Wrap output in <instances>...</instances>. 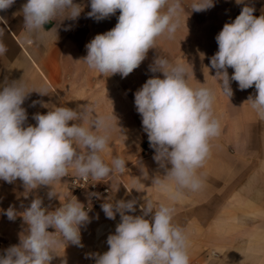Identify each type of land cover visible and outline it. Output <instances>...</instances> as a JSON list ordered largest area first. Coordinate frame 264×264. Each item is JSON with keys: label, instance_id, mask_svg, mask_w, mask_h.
Returning <instances> with one entry per match:
<instances>
[{"label": "clouds", "instance_id": "obj_1", "mask_svg": "<svg viewBox=\"0 0 264 264\" xmlns=\"http://www.w3.org/2000/svg\"><path fill=\"white\" fill-rule=\"evenodd\" d=\"M15 2L0 0V11ZM212 7L214 0H193L190 5L193 12ZM90 8L87 16L96 21L115 15L117 10L120 14L111 30L86 44L87 55L82 61L103 76L120 74L122 78L140 66L157 38H174L184 12L181 0H90ZM82 10L74 0H27L21 6L24 42L43 39L48 34L46 24L58 16L76 20ZM254 11V7L244 6L234 21L223 25L215 37L218 51L210 58V65L221 91L229 98L233 95L232 81L239 90L254 86L256 95H250L246 102L264 119V14L256 17ZM3 35L0 29V56L8 51ZM229 68L234 70L231 77ZM150 71L162 73L163 78L147 79L134 93V104L154 149L153 159L164 170V175L152 178V186L175 202L185 190L197 192L203 186L198 170L210 157L211 141L221 131L213 109L215 93L201 83L191 86L183 64L158 57ZM33 91L21 80L6 81L0 90V180L13 183L19 179L30 191L52 186L70 169L85 181L91 177L97 182L126 171L122 157H114L111 164L102 157L110 140L112 116L96 115L95 108L88 105L80 106L79 111L52 106L47 114H34V126L26 125L28 115L22 105ZM47 91L43 87L36 92L47 95ZM36 103L33 101V106ZM70 121L81 123L70 125ZM54 195L53 191L48 193L49 198ZM42 203L36 197L23 212L12 206L6 210L9 220L19 215L28 227L26 234L20 235V243L0 255V264H51L61 244L82 246L80 229L90 223L89 209L76 198L55 211H48ZM136 205V199L101 204L105 216L114 220L118 213L120 223L107 237L108 250L93 255L95 264H190L188 236L174 223V204L144 198L142 214H128L135 213Z\"/></svg>", "mask_w": 264, "mask_h": 264}, {"label": "crops", "instance_id": "obj_2", "mask_svg": "<svg viewBox=\"0 0 264 264\" xmlns=\"http://www.w3.org/2000/svg\"><path fill=\"white\" fill-rule=\"evenodd\" d=\"M26 2L16 0L12 7L0 11L2 40L8 48L7 53L0 56V90L6 81L20 80L29 91L35 90L22 105L28 115L26 125L34 126V114H47L52 106L79 111L80 106L88 105L95 108L96 115L112 116L110 140L102 157L108 164L114 157H122L126 161V171L101 181L109 191L98 202H92L87 192L70 194L64 179L30 191L19 179L13 183L0 180V255L10 246L18 245L20 235L26 234L28 227L19 215L14 221L8 219L5 212L10 206L18 213L23 212L39 197L42 207L55 211L76 198L89 209L90 223L80 229L82 246L70 242L61 244L51 264H95L93 255L108 250L107 237L115 233L120 223L119 214L114 220L108 219L101 204L106 200L136 199L135 213L128 214L141 215L140 205L146 198L155 203L174 204V223L182 226L188 236L190 264H264V248L243 245L250 237L246 235L247 221L264 223V121L257 116L255 123H247L239 111L237 119H231L230 98L221 91L214 77L215 69L200 71L191 65L198 56L163 55L161 58L171 64L184 65L191 86L203 84L213 90L214 115L221 125L220 135L211 141L210 157L198 170L203 179L202 188L197 192L185 190L177 201H169L166 194L152 186V178L164 175V170L154 161V154L141 156L147 133L136 111L134 93L148 79L142 66L122 78L120 74L103 76L82 61L87 55L86 44L94 38L96 30L94 19L87 16L91 11L90 0H74L83 7L76 20L58 16L44 26L48 34L43 39L25 43L21 6ZM233 71L228 70L230 77ZM157 76L163 78L160 72ZM236 84L232 81L231 88L233 95L240 98ZM43 87L47 88V95L36 92ZM243 92L241 90V95ZM33 101L37 102L35 106ZM42 103L48 107H43ZM72 123L81 121L69 122ZM247 127L249 133L256 127L253 148L247 146ZM248 161H253L254 167L247 172ZM69 172L75 173L71 169ZM50 191L55 193L52 198L48 196ZM48 231L55 232V229Z\"/></svg>", "mask_w": 264, "mask_h": 264}, {"label": "rangeland", "instance_id": "obj_3", "mask_svg": "<svg viewBox=\"0 0 264 264\" xmlns=\"http://www.w3.org/2000/svg\"><path fill=\"white\" fill-rule=\"evenodd\" d=\"M181 3L184 12L181 16L180 27L175 33L174 38H157L154 48L149 49L145 60L138 67L141 68L142 66L146 72L144 73L145 77L148 79L158 75V72L153 73L150 71V66L154 64L156 58L162 57L163 55H195L198 57L191 65L197 66L200 71L212 70L210 58L218 51L215 37L222 30L223 25L226 22L234 21L244 6L254 7L255 11L253 15L256 17L264 14V0H243V2L239 4L236 0H214V7L202 12L191 11L190 5L193 3V0H181ZM119 14V10H117L116 14L109 18L100 21L94 19L96 30L93 37L97 34H103L109 31V26L113 28L118 22L117 17ZM230 69L231 68L228 70ZM243 93L242 95L244 96L241 95L240 90V98L234 95L230 97V118L237 119V112L239 111L240 117L244 116L247 123H255L258 115L251 108V105L246 102L250 95L253 96V98L255 97V87L253 86L252 88L246 89ZM262 121H264V119H262ZM262 125H264V122H262ZM252 128L255 129L256 127ZM248 129L249 127H247V146L253 148L255 144H253L255 140V137H253L254 129H251V133L248 132ZM247 149L249 148L247 147ZM252 167H254L253 161H248L246 166L247 172ZM246 235L250 237L245 239L243 245L247 247L264 248V223L247 221Z\"/></svg>", "mask_w": 264, "mask_h": 264}, {"label": "built area", "instance_id": "obj_4", "mask_svg": "<svg viewBox=\"0 0 264 264\" xmlns=\"http://www.w3.org/2000/svg\"><path fill=\"white\" fill-rule=\"evenodd\" d=\"M154 149L149 146L148 137H146L142 143L141 156L143 158L152 156ZM67 183L69 193L72 195H78L83 193L90 194V200L92 202H98L108 191V187L101 181L97 182L89 177L86 181L78 177L75 173L68 172V175L61 178Z\"/></svg>", "mask_w": 264, "mask_h": 264}]
</instances>
